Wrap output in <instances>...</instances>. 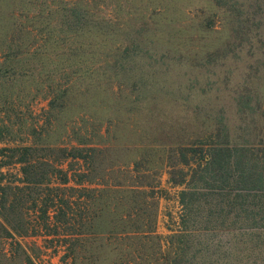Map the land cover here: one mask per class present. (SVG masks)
I'll list each match as a JSON object with an SVG mask.
<instances>
[{
    "label": "rangeland",
    "instance_id": "374dc122",
    "mask_svg": "<svg viewBox=\"0 0 264 264\" xmlns=\"http://www.w3.org/2000/svg\"><path fill=\"white\" fill-rule=\"evenodd\" d=\"M219 131L264 141V0H0V211L14 225L45 231L55 196L81 193L96 264L148 230L167 240L183 228L174 181ZM111 230L132 238L106 245ZM59 239L0 238V264L22 248L65 264Z\"/></svg>",
    "mask_w": 264,
    "mask_h": 264
},
{
    "label": "trees",
    "instance_id": "16d2710c",
    "mask_svg": "<svg viewBox=\"0 0 264 264\" xmlns=\"http://www.w3.org/2000/svg\"><path fill=\"white\" fill-rule=\"evenodd\" d=\"M240 134L219 131L212 136L210 143L199 141L192 144L206 145L200 149L192 147L196 157L190 179L185 177L182 183L173 180L184 185L180 192L182 229L167 235V240L156 231L148 230L142 233L148 243L130 245L120 242L122 246L113 248L116 257L106 264H142L137 259L139 255L136 257L135 254L148 257L145 264H264V141L251 143L247 137L242 139ZM32 148L23 145L13 149L24 156L19 161L27 164L31 158L25 156ZM26 173L27 169L24 170ZM25 182V189L30 183H38L28 175ZM83 196L81 193L67 199L55 196L50 205L55 212L43 216L45 231L36 227L22 229L13 224L10 213L0 211V238L44 232L64 242L66 252L62 258L65 264H96L99 260L96 251L105 247L84 245V236L88 233L75 227V224H82L84 216L80 210L74 212L73 206H79ZM3 201L8 204V200ZM57 201L67 205V210H61L62 205ZM9 205L10 208L13 206L12 201ZM26 217L31 221L35 219L33 215ZM50 219L54 220L56 227L46 226ZM90 235L96 238V232ZM131 238V233L111 230L107 232L106 245L111 240ZM15 244L21 248L19 241ZM22 250L24 257L20 264H37L27 251Z\"/></svg>",
    "mask_w": 264,
    "mask_h": 264
}]
</instances>
